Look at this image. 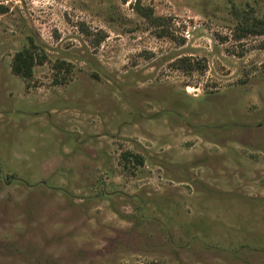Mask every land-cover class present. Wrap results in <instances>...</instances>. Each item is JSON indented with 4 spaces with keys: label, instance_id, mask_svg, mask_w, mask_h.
Returning a JSON list of instances; mask_svg holds the SVG:
<instances>
[{
    "label": "rangeland",
    "instance_id": "374dc122",
    "mask_svg": "<svg viewBox=\"0 0 264 264\" xmlns=\"http://www.w3.org/2000/svg\"><path fill=\"white\" fill-rule=\"evenodd\" d=\"M0 8V264H264V0Z\"/></svg>",
    "mask_w": 264,
    "mask_h": 264
},
{
    "label": "trees",
    "instance_id": "16d2710c",
    "mask_svg": "<svg viewBox=\"0 0 264 264\" xmlns=\"http://www.w3.org/2000/svg\"><path fill=\"white\" fill-rule=\"evenodd\" d=\"M127 2L128 0H122ZM4 9L0 8V14H3ZM137 14L144 20L149 22L152 26L161 30L157 33L158 37H170L171 34L166 31H162L163 20L153 16V11L150 8H139L137 9ZM237 39H243L248 36H264V20H253L252 22L241 24L236 29ZM42 59L36 54L33 49V45L17 52L11 64V72L15 76H19L24 79H28L32 76L33 67L40 64ZM122 158L125 161L133 160L137 164H141L142 161L139 157L131 155L130 153H124Z\"/></svg>",
    "mask_w": 264,
    "mask_h": 264
}]
</instances>
